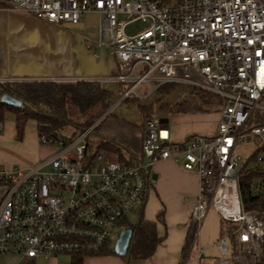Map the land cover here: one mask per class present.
Returning <instances> with one entry per match:
<instances>
[{
	"label": "built area",
	"instance_id": "obj_1",
	"mask_svg": "<svg viewBox=\"0 0 264 264\" xmlns=\"http://www.w3.org/2000/svg\"><path fill=\"white\" fill-rule=\"evenodd\" d=\"M0 7L54 24L99 14L97 45L111 49L119 68L92 80L124 85L115 104L74 138L41 133L42 145L56 147L53 156L27 167L0 165V254L45 260L98 254L143 202L154 165L167 159L199 174L189 253L196 247L199 258L204 254L196 244L210 210L233 227L216 241L222 256L216 264H245L262 253L264 209L243 206L235 149L252 138L264 148V0H0ZM137 21L144 26L127 33ZM6 81L17 80L0 78ZM144 83L148 91L140 94ZM168 83L218 98L213 133L176 141L169 120L150 117L135 163L111 159L88 139L125 98H147ZM253 191L264 194V173Z\"/></svg>",
	"mask_w": 264,
	"mask_h": 264
},
{
	"label": "crops",
	"instance_id": "obj_2",
	"mask_svg": "<svg viewBox=\"0 0 264 264\" xmlns=\"http://www.w3.org/2000/svg\"><path fill=\"white\" fill-rule=\"evenodd\" d=\"M88 14L96 13L83 15L81 21ZM97 15L99 17V14ZM75 25L77 24L68 22L54 24L31 14L0 7V78L5 80L60 78L75 81L101 79L117 73L119 62L116 56L110 48L97 45L99 29L94 39L83 40L73 33L71 28ZM86 48L92 49V53H84L83 49ZM100 82L104 85L110 83L104 80ZM122 86L124 88V85ZM185 93L183 90L182 94ZM202 115L201 112H175L172 126L182 124V128L176 133L177 139L182 140L194 130L202 129L204 126ZM217 120L207 131L212 133L215 131ZM0 123V160L3 163L27 167L54 155L56 147L42 145L38 129L36 131L29 127L24 130L21 137H18L15 117L13 119L6 117L0 120ZM152 173L156 174V179L148 184L146 195L138 210H143L145 217L150 220H155L161 209L165 210V222L159 221L157 226L158 234L163 239L153 256L147 259H132L128 264H202L201 260L204 258H207V262H212L213 259L216 261L220 254L216 241L226 225L214 210H210L201 226L196 244L204 250L203 256L198 257L195 247L183 262L191 214L198 196V171L186 169L180 162L167 159L157 162ZM64 256L58 255L45 260L2 253L0 264H66L60 260ZM53 259L54 262H51ZM84 264L127 262L123 256L115 253L87 255L84 257Z\"/></svg>",
	"mask_w": 264,
	"mask_h": 264
},
{
	"label": "trees",
	"instance_id": "obj_3",
	"mask_svg": "<svg viewBox=\"0 0 264 264\" xmlns=\"http://www.w3.org/2000/svg\"><path fill=\"white\" fill-rule=\"evenodd\" d=\"M179 87L176 84H164L156 90L157 98L162 97L161 93L166 88ZM124 88L121 92L123 93ZM183 91H181L182 94ZM184 96L175 102H161V108H169L173 112H205L208 106L218 107V98L207 91L198 89H190ZM8 93L22 100L21 106H12L0 101V120L6 118L8 111L12 112L15 117V125L18 137L24 133L25 126L29 120H34L39 132L50 137H59V131L64 125L71 124L79 130H84L95 122L108 108L115 102V91L106 87L100 81H92L81 79L76 81H50V80H30V81H6L0 82V96ZM183 95V94H182ZM68 99L72 104L77 106L81 112H87L95 106H100V111L93 115L90 119L79 122L74 120L68 111ZM161 101L157 99V101ZM123 101H132L136 103L141 115L142 123L137 124L133 121L121 118L125 125H131L137 128L139 134L140 153L130 149V144H125L121 138H103L100 148L106 149L107 152L115 155V159L135 163L143 157L142 139L144 132V121L153 116L152 105L139 100V97L129 96ZM122 101V102H123ZM217 111V108H216ZM110 113L108 116H110ZM106 116L93 130L95 133H102L100 127L108 118ZM90 124V125H89ZM121 143H119L118 141ZM124 145L131 150L127 156L123 150ZM133 148V147H131ZM133 151V152H132ZM108 153V154H109ZM110 156V155H109ZM112 156V155H111ZM261 167L248 168L246 165L240 173V192L243 206L246 210L264 209V194L255 193L253 191V180L263 175ZM144 200V199H143ZM165 222V210L161 209L155 220L147 219L143 210L139 211V215L135 222L127 220L126 226H132L134 229L132 241L130 243L127 255L123 256L127 264L132 259H147L154 255L162 237L159 236L157 226L158 222ZM225 225V224H224ZM233 227L226 226L224 232H230ZM196 224L191 222L188 231L187 242L184 249L183 262L189 254L191 244L193 242ZM232 244V253L235 252V238H230ZM115 254L114 249L110 246V242L105 244L97 255ZM83 254H74L71 256V264H84ZM247 264H264V249L256 258L247 261Z\"/></svg>",
	"mask_w": 264,
	"mask_h": 264
},
{
	"label": "rangeland",
	"instance_id": "obj_4",
	"mask_svg": "<svg viewBox=\"0 0 264 264\" xmlns=\"http://www.w3.org/2000/svg\"><path fill=\"white\" fill-rule=\"evenodd\" d=\"M144 26V24L141 21L134 22L130 24L126 31L129 34L135 33L137 30L141 29ZM72 31L75 35H77V38H82L83 40L89 39L92 40L95 38V36L98 33L99 29V17L97 14H88L84 17V19L77 25L73 26ZM84 53H92V49H83ZM33 80V79H31ZM35 80H42L45 81L44 79H35ZM91 80V79H90ZM17 81H30V80H17ZM65 81V80H62ZM74 81V80H73ZM76 81V80H75ZM92 81H97V80H92ZM106 87H108L111 90L115 91V101H117L120 98L121 92L123 90V86L116 83V82H110L108 84H105ZM183 90H190L188 87H176L174 89L172 88H166L164 89L161 93L162 97L157 98V92L155 91L151 96L147 98H140V101L147 102L152 105L153 109V116L154 118L158 119H167L169 120L170 124L174 122V117H175V112L169 110V108H161L160 103L161 102H175L179 99H181L184 95L181 94L180 91ZM140 94H145L148 91V85L147 84H142L138 90ZM133 96V95H132ZM157 99H160L157 101ZM115 102L112 104L114 105ZM110 105V107L112 106ZM67 107L70 116L79 122L86 121L93 117V115L97 114L101 107L100 106H95L91 110L87 112H81L77 106L71 103V101L68 99L67 102ZM216 108L218 110V107H215L213 105L208 106V111L201 112L203 115L201 117V120H203L204 126H202V129L194 130V132H191V134H211L212 132L207 131L211 124H216V120L218 117V112L216 111ZM6 117L13 119L14 114L10 111L6 113ZM121 118H124L129 121H133L137 124L142 123V115L136 105V103L132 101H123L116 105L112 109V114L108 116V118L104 121V123L101 125L100 129L102 133L98 134L95 132H92L88 139L92 142H94L96 145L102 142L103 138H121L125 141V144H130V149H134V152L140 153L141 149L139 146V134L137 133V128H134L131 125H125L122 121H120ZM94 123V122H93ZM92 123V124H93ZM1 124V123H0ZM91 124V125H92ZM90 125V124H89ZM90 125V126H91ZM88 126V127H90ZM182 124H179L175 127L172 126L171 124V132L173 139L176 141H179L176 137V133L178 129H181ZM31 128L37 131V126L36 122L34 120H29L25 126V129ZM87 127V128H88ZM81 130H79L77 127L71 124H66L64 127H62L59 131V137L61 138H74L77 136ZM118 141V140H117ZM121 143L120 141H118ZM262 142L259 139L252 138L251 140L240 144L236 147L235 149V154L236 155H241L242 160L240 161L241 166H247L248 168H257L258 165L264 167V148L261 147ZM123 150L127 156L131 153V150H128L124 145H122ZM133 147V148H131ZM105 152L111 159H115L114 153L111 154L107 152L106 149ZM133 152V151H132ZM109 153V154H108ZM112 155V156H111ZM0 165L5 166V167H11L12 164H5L0 160ZM19 165V164H18ZM21 166V165H19ZM139 215V210L138 208L135 210L134 213H128L127 218L131 222H135ZM120 233V230H115L112 233L111 239H110V244L112 247H114L115 241ZM220 258L222 256L219 254ZM70 256L65 255L64 258H61L63 263L69 264L70 263ZM227 258V257H223ZM55 259L51 260V262H54ZM57 260V259H56ZM214 260V259H213ZM212 262H207V258H204L201 260L202 264H216V261ZM216 260V259H215ZM48 264V263H46ZM247 264V262L245 263Z\"/></svg>",
	"mask_w": 264,
	"mask_h": 264
},
{
	"label": "water",
	"instance_id": "obj_5",
	"mask_svg": "<svg viewBox=\"0 0 264 264\" xmlns=\"http://www.w3.org/2000/svg\"><path fill=\"white\" fill-rule=\"evenodd\" d=\"M0 101L12 106H21L23 104L21 99L13 95H10L8 93H5L2 96H0ZM166 120L167 119H165V121ZM164 133L166 134V131ZM155 179H156V174L152 173L151 180L154 181ZM133 232L134 229L132 226H125L120 231L113 248L116 254L120 256L127 255L130 243L132 241Z\"/></svg>",
	"mask_w": 264,
	"mask_h": 264
}]
</instances>
